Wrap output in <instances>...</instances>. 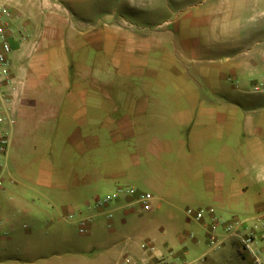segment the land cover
I'll use <instances>...</instances> for the list:
<instances>
[{"label": "crops", "instance_id": "1", "mask_svg": "<svg viewBox=\"0 0 264 264\" xmlns=\"http://www.w3.org/2000/svg\"><path fill=\"white\" fill-rule=\"evenodd\" d=\"M61 1L67 0H0L12 14L6 34L11 46L9 75L12 82L10 87L4 88L5 97L0 103L5 117L3 129L8 136V146L0 155L4 160L0 164L3 182L10 178L8 161L15 150L30 151L33 155L39 147V156L34 160L39 167L36 172L25 170L23 176L30 180V189L38 197L48 198L47 195L55 194L70 198L73 203L63 210L64 213L57 206L46 209L48 212L54 208L61 218H68L71 213L75 215V208L81 215V200L86 210L94 209L88 208L92 204L86 193L95 186L97 171H101L102 185L108 187L115 181L139 180L138 186H116L104 195L118 187H134L146 192L153 189L164 194L170 191L175 179L182 181V178L174 179L173 175H179L187 167L189 180L186 184L190 182L192 186L191 192L185 194H194L195 189H199L200 194L215 204V207L198 208L208 214V239L215 241L211 248L218 249L229 237L236 242L242 257V261L237 257L233 260L221 253L212 263L244 264L247 261L254 264L250 254L244 255L235 237L224 233L218 238L215 232L218 228L225 232L220 221L226 220L223 218L225 210L237 208L239 196H253L251 202L242 205L253 206L256 211L247 219L264 216V200L261 199L264 196V145L256 137L261 125L252 121L247 133H241L238 110L201 108L194 115L191 111L174 112L171 114L175 117L173 123H178L179 127L174 124L170 130V126L161 127L160 111L147 107L138 99L129 103L127 93L122 91L126 87L122 76L127 67L122 44L129 35L106 23L103 28H96L90 22H68V13ZM68 1L81 3L86 0ZM254 3L264 7V0H254ZM86 16L89 21V14ZM254 28L258 34L263 32L260 27ZM96 43L104 54L93 60L88 53ZM77 53L81 56L75 57ZM262 61L264 63V59ZM113 86L117 90L109 91ZM245 135L247 148L242 153L240 139ZM127 139H133V144L115 146L119 140ZM109 145L116 148L115 157ZM184 159L186 167L180 163ZM5 190L4 186L0 187V193ZM20 192L15 197L18 200H22L25 193L24 190ZM153 197L159 208L161 202ZM128 203L129 199L119 198L108 205L112 208L98 210L95 216L107 217L108 211H133ZM209 208L213 209L212 213L207 211ZM86 216L93 220L94 214ZM107 219L108 225L113 224L111 218ZM7 225L13 228L12 223L0 219V232ZM22 228L28 235V226L22 224ZM90 228L92 221L87 233ZM1 238L11 240L9 231H3ZM261 241L262 237L255 241L253 248L264 258L259 246ZM145 243L153 249L143 250L141 244L140 249L136 245L125 246L114 264H122L123 257L129 253L143 264L149 258L158 257L160 253L154 244ZM42 254L38 250L33 254L24 248L14 255L30 256L31 260V257L42 259ZM203 255L198 258L203 260ZM2 256L1 260L11 258L8 252ZM77 258L85 264L89 256L82 252Z\"/></svg>", "mask_w": 264, "mask_h": 264}, {"label": "rangeland", "instance_id": "2", "mask_svg": "<svg viewBox=\"0 0 264 264\" xmlns=\"http://www.w3.org/2000/svg\"><path fill=\"white\" fill-rule=\"evenodd\" d=\"M61 2L68 13V22H90L96 28H103L106 23L129 35L122 44L123 55L127 58L126 72L122 76L126 87L122 91L127 93L129 103L138 99L147 107L160 111L161 127L170 126L169 130L172 124L179 127L178 123H173L175 117L171 114L174 112L191 111L194 115L201 108L238 110L240 132L247 133L252 121L260 124L261 130L256 137L264 145V7L254 0ZM87 14L89 21L85 18ZM254 27H260L263 32L256 33ZM99 46L96 43L88 53L91 59L103 56L104 51ZM77 56L81 53L75 54ZM108 90L114 92L117 88L113 86ZM246 138L245 135L240 139L242 153L247 148ZM133 142V139L119 140L115 146L125 143L130 146ZM114 149V145L109 147L113 157ZM36 151L37 154L32 155L30 151L15 150L8 161L11 179L7 177L2 185L6 190L0 193V219L12 223L13 228L7 225L0 232V257L8 252L11 258L1 260L2 256L0 264H82L84 262L77 258L82 252L89 256L85 264H114L125 246L136 245L140 249V244L148 241L160 254L155 259H147L145 264H213L212 260L221 253L242 261L236 242L229 237L218 249L211 248L215 241L208 239L210 221L204 210L200 221L186 214L187 208L198 210L215 207V204L200 194L199 189H195L194 194H185L191 192L192 186L190 182L186 184L189 171L185 159L180 161L185 171L173 175L174 179L182 178V181L175 179L169 192L162 194L148 189L156 201L161 202L159 208L143 211L136 207L126 213L117 210L111 213L113 224L108 225L106 216H95L98 210H86L82 200L81 215L75 208L76 213L70 219L61 218L54 208L46 211L49 206H57L64 213L73 201L64 195L38 197L31 191V182L23 175L25 170L36 172L39 167L34 162L39 156V147ZM2 163L4 160L0 159ZM97 172L95 186L86 193L92 206L97 197L116 186L139 184V180L115 181L112 187L104 186L101 171ZM22 190L25 193L22 200H18L15 197ZM252 199V195L239 196L237 208L225 210L223 218L251 217L256 213L254 207L242 205ZM261 199L264 200V196ZM90 213L94 214L92 228L82 234L77 228V219ZM22 224L28 226V235ZM3 231H9L11 240L1 238ZM257 232L262 236L259 246L264 255V228L259 227ZM215 233L218 238L226 234L221 228ZM24 248L33 254L37 250L42 252L43 258L31 257L30 260V256L14 255ZM86 249L88 251H83ZM202 253L203 260H200L198 256Z\"/></svg>", "mask_w": 264, "mask_h": 264}, {"label": "built area", "instance_id": "3", "mask_svg": "<svg viewBox=\"0 0 264 264\" xmlns=\"http://www.w3.org/2000/svg\"><path fill=\"white\" fill-rule=\"evenodd\" d=\"M12 18V14L6 5L0 4V103L4 100V88L10 87L11 78L9 75V53L11 46L6 39L8 21ZM4 115L0 110V155H2L8 146V136L3 129ZM3 178L0 174V187H2ZM119 198L129 199V206L138 207L143 211H151L154 207V197L149 192H142L134 187H118L111 194L97 197L92 205L88 208H95L97 210H104L109 204L116 202ZM209 213L213 212L212 208L207 209ZM111 211L107 212V217H111ZM204 211L202 209L193 210L186 209V214L191 216L196 221L203 218ZM74 213L68 215V218H73ZM92 220L91 216H84L77 219V227L81 233H87L89 223ZM215 220V218H213ZM226 234L235 237L240 243L242 251L250 254L253 258L254 264H264V259L261 258L259 252L253 248V244L259 239L261 234L258 231L259 227L264 228V216L253 217L252 219L233 218L230 220H221ZM248 224V225H247ZM143 250L153 249L149 243H141ZM160 261H164L161 259ZM122 264H143V261L138 262L130 256L123 257ZM175 264V263H170Z\"/></svg>", "mask_w": 264, "mask_h": 264}]
</instances>
